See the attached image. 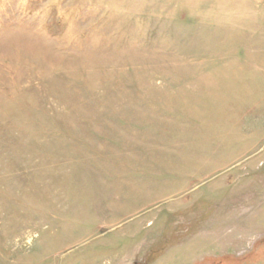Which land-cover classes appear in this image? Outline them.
Masks as SVG:
<instances>
[{
	"label": "rangeland",
	"instance_id": "obj_1",
	"mask_svg": "<svg viewBox=\"0 0 264 264\" xmlns=\"http://www.w3.org/2000/svg\"><path fill=\"white\" fill-rule=\"evenodd\" d=\"M0 264H264V0H0Z\"/></svg>",
	"mask_w": 264,
	"mask_h": 264
}]
</instances>
